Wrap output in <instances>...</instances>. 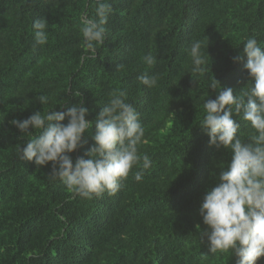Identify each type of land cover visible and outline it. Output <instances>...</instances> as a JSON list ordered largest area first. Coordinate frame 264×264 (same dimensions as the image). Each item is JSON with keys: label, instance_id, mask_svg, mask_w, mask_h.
<instances>
[{"label": "trees", "instance_id": "obj_1", "mask_svg": "<svg viewBox=\"0 0 264 264\" xmlns=\"http://www.w3.org/2000/svg\"><path fill=\"white\" fill-rule=\"evenodd\" d=\"M107 2L106 40L82 64L80 18H95V0H0V264H235L228 253L211 254L196 228L206 230L198 209L215 186L212 174L230 160L199 125L204 102L217 94L214 79L236 93L247 85L246 58L233 57L253 34L264 47V0ZM41 17L49 22L44 46L32 29ZM194 41L207 61L203 74L192 72ZM149 53L155 65L143 62ZM145 72L158 77L156 87L140 83ZM68 89L79 90L91 121L110 92L126 93L145 130L139 153L151 159L141 181L130 174L115 195L89 200L50 180L51 164L17 157L26 140L11 121L43 111L36 95L49 96L45 111L79 103ZM234 118L249 139L253 130ZM93 144L86 135L73 160L87 159Z\"/></svg>", "mask_w": 264, "mask_h": 264}, {"label": "clouds", "instance_id": "obj_2", "mask_svg": "<svg viewBox=\"0 0 264 264\" xmlns=\"http://www.w3.org/2000/svg\"><path fill=\"white\" fill-rule=\"evenodd\" d=\"M95 3V18H89L87 13L80 18L85 49L80 57L82 64L106 40L111 5L107 0H95ZM48 28L46 17L33 21L36 45L48 43ZM261 43L253 34L245 39L243 53L233 57L234 63L244 62L246 58L248 83L242 91L236 93L231 87H222L216 79L212 81L210 88L217 94L204 102V116L199 125L209 137L210 146L229 152L230 160L221 164L218 174H212L215 186L207 190L198 209L207 228L201 229L199 224L196 228L203 243L206 237L211 254L228 253L236 258L235 264H258L264 258V47ZM187 51L192 72L203 74L207 61L201 42H192ZM142 60L148 66L157 62L151 53ZM138 79L148 88L158 85V77L147 72ZM68 92L79 103L68 106V101H64L59 104L62 110L57 111L55 106L45 111L49 96L36 95L43 111H36L24 120L11 121L22 133L20 138L26 140L23 146H17V157L38 168L51 164L50 180H59L89 200L105 193L115 195L130 174L137 182L141 181L144 170L151 167V159L139 153L138 146L145 142V130L139 112L127 102L126 93L110 92L107 103L98 106L100 111L91 121L86 119L90 113L79 90L68 89ZM234 116H242L253 130L249 139L239 134L241 124ZM86 135L94 141L85 153L88 158L73 160L72 154L81 149ZM137 167L141 170L133 173Z\"/></svg>", "mask_w": 264, "mask_h": 264}]
</instances>
